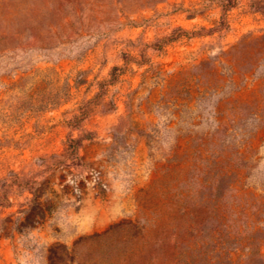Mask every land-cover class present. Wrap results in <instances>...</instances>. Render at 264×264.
Instances as JSON below:
<instances>
[{"label":"rangeland","instance_id":"rangeland-1","mask_svg":"<svg viewBox=\"0 0 264 264\" xmlns=\"http://www.w3.org/2000/svg\"><path fill=\"white\" fill-rule=\"evenodd\" d=\"M0 264H264V0H0Z\"/></svg>","mask_w":264,"mask_h":264},{"label":"trees","instance_id":"trees-1","mask_svg":"<svg viewBox=\"0 0 264 264\" xmlns=\"http://www.w3.org/2000/svg\"><path fill=\"white\" fill-rule=\"evenodd\" d=\"M40 208V207H39ZM41 209V208H40Z\"/></svg>","mask_w":264,"mask_h":264}]
</instances>
